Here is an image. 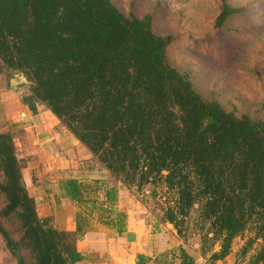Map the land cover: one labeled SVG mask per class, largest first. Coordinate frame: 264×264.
I'll use <instances>...</instances> for the list:
<instances>
[{"label":"trees","instance_id":"obj_1","mask_svg":"<svg viewBox=\"0 0 264 264\" xmlns=\"http://www.w3.org/2000/svg\"><path fill=\"white\" fill-rule=\"evenodd\" d=\"M249 10L219 0L212 26L229 30ZM175 39L113 0H0V62L112 180L159 200L184 243L192 227L205 264L249 229L261 242L244 264H264V116L200 89L171 59ZM0 238L14 264H73L77 232L38 216L10 131L0 132Z\"/></svg>","mask_w":264,"mask_h":264},{"label":"crops","instance_id":"obj_2","mask_svg":"<svg viewBox=\"0 0 264 264\" xmlns=\"http://www.w3.org/2000/svg\"><path fill=\"white\" fill-rule=\"evenodd\" d=\"M12 80L0 82V132L13 133L38 216L59 231L77 232L73 264H205L198 243H184L157 207L149 211L141 194L113 181L58 118L33 100L23 76L18 84ZM228 260L229 255L215 264Z\"/></svg>","mask_w":264,"mask_h":264},{"label":"rangeland","instance_id":"obj_3","mask_svg":"<svg viewBox=\"0 0 264 264\" xmlns=\"http://www.w3.org/2000/svg\"><path fill=\"white\" fill-rule=\"evenodd\" d=\"M113 1L124 12L152 13L156 31L176 35L169 50L170 57L179 67L194 71L200 89L213 88L221 92V100L228 108L264 116V0H229L234 4H248L250 8L246 17L233 21L229 30H216L212 26L219 0ZM20 75L11 74L0 62L3 84L10 79L18 84ZM138 193L149 211L153 206L158 209L161 206L146 190ZM186 234L187 244L196 243L198 238L192 227ZM252 236L249 229L233 240L227 264H244L255 252L261 241H251ZM244 246L248 252L242 256ZM0 264H14L1 238Z\"/></svg>","mask_w":264,"mask_h":264}]
</instances>
